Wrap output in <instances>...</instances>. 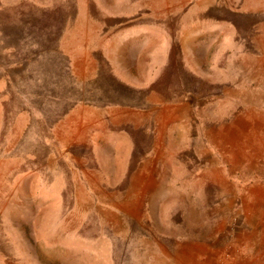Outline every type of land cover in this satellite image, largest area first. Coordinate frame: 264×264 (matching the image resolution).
<instances>
[{
    "label": "rangeland",
    "instance_id": "rangeland-1",
    "mask_svg": "<svg viewBox=\"0 0 264 264\" xmlns=\"http://www.w3.org/2000/svg\"><path fill=\"white\" fill-rule=\"evenodd\" d=\"M0 264H264V0H0Z\"/></svg>",
    "mask_w": 264,
    "mask_h": 264
},
{
    "label": "crops",
    "instance_id": "crops-1",
    "mask_svg": "<svg viewBox=\"0 0 264 264\" xmlns=\"http://www.w3.org/2000/svg\"><path fill=\"white\" fill-rule=\"evenodd\" d=\"M253 206V205H252Z\"/></svg>",
    "mask_w": 264,
    "mask_h": 264
}]
</instances>
